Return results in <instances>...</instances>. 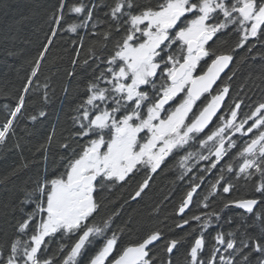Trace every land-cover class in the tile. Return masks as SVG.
<instances>
[{
  "label": "snow or ice",
  "instance_id": "obj_1",
  "mask_svg": "<svg viewBox=\"0 0 264 264\" xmlns=\"http://www.w3.org/2000/svg\"><path fill=\"white\" fill-rule=\"evenodd\" d=\"M102 7H108L104 13L107 20H94ZM65 9L69 14L83 15L79 23L68 25V31L77 33L78 29L90 26L92 35L99 37L89 49L87 59L72 61L86 73L91 69L86 98L74 117L78 130L69 137L73 143L80 140H86V143H76L75 147L73 143L62 144L64 150L71 149L63 172L37 182L36 187L25 191L18 202L0 205L5 214L9 209L20 213L15 238L6 248H0V264H54L52 257L43 258L46 256V238L54 234L78 236L70 249L61 246V251H67L62 264H77L86 245H91L98 237H105L108 228L107 220L103 226L89 224L100 207L95 196L98 191L108 185L126 182V178L139 168L155 173L170 155H176L193 141H198L209 152V156L199 154V159L208 161L203 171L212 172L229 151L237 147L236 134L248 137L233 158L242 162L235 167L228 162L220 168L204 201H208L209 196L220 195L219 189L227 194L234 187L224 174L225 169L229 173L235 171V176L245 181L259 175L262 182L254 188L253 195L258 194L260 199L229 200L213 211H202L188 219L182 217L177 227L182 228L190 221L198 222L200 234L187 251V264H217V261L218 264H264V212L255 211L258 205H264V102L245 113L239 122L240 103L229 109L230 118L219 116L229 88L214 89V85L234 57L232 54L217 55L206 47L218 34L229 30L239 38L233 52L247 46L252 39L260 41L264 37V0H161L155 7H140L134 0H114L111 6L95 0H88V4L81 0L72 5L67 0H58L50 17L56 27L50 29L48 44L35 60L22 93L8 112L9 118L0 124V146L6 145L9 137L14 135V122L24 109L25 94L29 92L33 78L37 77L48 46L65 21ZM100 24H107V28L97 33L95 29ZM114 36L119 38L113 43ZM79 42L83 45V36L79 37ZM109 43H112L110 51ZM174 47L176 52H172ZM253 47L248 48L249 53ZM97 49L101 51L100 55H97ZM75 51L79 54V49ZM104 52H107L106 56ZM204 58H210L211 63L206 70L196 74ZM75 74L72 71L68 76ZM214 90L216 94L212 95ZM64 91L67 93L68 89ZM44 96L47 101V91ZM202 98L206 103L197 113L194 105ZM177 99L179 103H176ZM39 116L45 117L46 113L40 111ZM214 117L221 123L205 135ZM30 119L35 121L37 116ZM201 135L205 138L200 139ZM51 143L50 135L40 146L45 163ZM193 155L188 152L181 157V166L184 167ZM150 179L151 176L143 180L133 199L141 195ZM199 180L202 184L204 177L200 176ZM201 184L190 185V191L178 207L180 214L189 209ZM31 205L35 206L26 211ZM203 207L207 209L210 205L203 203ZM230 207L243 210L242 215L251 214V223L248 219L242 220L234 231L226 234L227 238L225 233L217 232L214 239L217 245L224 246L223 253L214 246L211 257L201 259L205 230L212 227L214 219L220 220L221 212ZM161 238L160 231H153L116 254L117 234L113 233L91 256L88 264H157L158 260L160 264H173L171 254L181 240L166 242L164 252L169 259L164 260L151 254L150 247Z\"/></svg>",
  "mask_w": 264,
  "mask_h": 264
},
{
  "label": "trees",
  "instance_id": "obj_2",
  "mask_svg": "<svg viewBox=\"0 0 264 264\" xmlns=\"http://www.w3.org/2000/svg\"><path fill=\"white\" fill-rule=\"evenodd\" d=\"M67 2L72 5L80 3L81 0H67ZM83 2L88 4V0ZM95 2L111 5L114 0H95ZM160 2L161 0H134V3L140 7H155ZM57 6L58 0H0V124L9 118L8 112L14 108L22 93L23 86L27 83V78L35 66V60L40 58L44 45L48 44L47 38L51 36L50 29L56 27L50 17ZM99 15L98 10L94 20L101 21V15ZM80 19H83V15L69 14L65 9V21L59 27L53 42L48 46L41 59L37 77L33 78L30 90L25 94L24 109L14 122V135L9 137L6 145L0 146V205L10 201L18 202L23 198L25 191H31L36 187L37 182L59 175L70 158L71 149L66 151L61 145L73 143L69 137L78 130V125L74 122V117L77 115L76 109L86 98L87 83L92 78L91 69L86 73L73 65L72 61L82 62L87 59L90 55L89 49L99 39L98 36L92 35L93 29L90 26L78 29L77 33L68 31V25L79 23ZM105 20H107L106 16ZM106 28L107 24H100L95 32L102 33ZM230 31L218 34L215 39V49L219 52H228L236 45L239 38ZM80 36L84 37L83 45L79 42ZM116 38L117 36L113 37V43ZM262 42L264 37H261L260 41L253 39L247 46L240 49L225 75L226 85L229 88L228 102L230 101L231 105L234 102L241 104L237 120L243 119L245 113H250L256 105L264 102ZM111 47L112 43H109V51ZM249 47H253L251 53L248 51ZM76 49H79V54L75 51ZM100 54L101 51L97 49V55ZM103 54L106 56L107 52ZM72 71L76 74L69 77L68 73ZM65 88L68 89L67 93L64 91ZM45 91L49 94L47 101L44 96ZM40 111H44L46 116L40 117ZM33 115L37 116L35 121L30 119ZM50 135L52 143L48 146L47 163H45L40 146L47 142ZM237 137L236 135V143L241 144L244 139ZM76 143L83 144L86 140ZM76 143H73V147ZM223 167L224 165L221 168ZM224 174L234 185L230 193L224 194L222 189H219L220 195L209 196L208 201L204 202V197L209 194L211 185L206 184L202 188L206 190L198 192L192 208L182 216L184 219L200 215L202 211L210 212L218 209L229 200L260 199L258 194L253 195L254 188L262 182L259 175L245 181L243 178H237L235 171L229 173L225 169ZM213 175L214 173L212 178L215 180L216 176ZM147 176H151L149 186L135 199H133L135 192L143 182V178H146L141 172L129 175L126 182L108 185L103 191L98 192L97 196L101 198L98 200L100 207L95 222L101 223L107 220L117 232L116 254L123 247L142 240L147 234L160 231L162 238L150 246L151 254L168 260L169 256L164 252L166 242L171 239H180L181 244L171 254V259L173 264H187V251L200 234L198 222L190 221L182 228L177 227L181 224L182 217H179L176 212L183 199L180 198L181 195L178 196L176 178L172 175L170 166ZM203 203H208L210 207L205 209ZM33 206L28 207L26 211H31ZM255 211L264 212V205H258ZM242 213L243 210L230 207L221 212L220 220L214 219L212 227L204 232L205 247L201 253V259H209L214 246L219 247L223 253L224 246L217 245L214 239L217 232H223L226 235L234 231L244 219H248L251 223L249 218L251 214L245 216ZM19 218V212H12L9 209L5 214V210L0 208V248H6L14 239ZM77 239V235L67 234L48 237L46 256L43 258L52 257L54 264H62L67 251H61V246L70 249ZM90 257L89 248L88 252H82V255L77 258L78 263H84ZM157 264H160L159 260Z\"/></svg>",
  "mask_w": 264,
  "mask_h": 264
},
{
  "label": "flooded vegetation",
  "instance_id": "obj_3",
  "mask_svg": "<svg viewBox=\"0 0 264 264\" xmlns=\"http://www.w3.org/2000/svg\"><path fill=\"white\" fill-rule=\"evenodd\" d=\"M111 5H109V6H111ZM102 8H104V9L102 10ZM102 8L99 9V13L101 15V16L100 15L99 16L101 18V21L105 20L104 13L108 11V7H102ZM217 36L214 37L212 41H209V44L208 45H206V47L209 48L210 52H214L217 55H219V54H232L233 57H235V55L237 54V52L240 50V49H235V51L233 52L232 49H234L235 46H233L232 49H229L228 52H219L217 49H215V42L214 41L217 38ZM116 39H118V36H117ZM252 40H250V41H252ZM176 51H177V48L174 47L172 49V52H176ZM212 58H214V57H212ZM210 63H211V59L210 58H204V59H202V61L198 65V69H197V73L196 74H199L201 71L206 70L207 65L210 64ZM231 65H232V62L230 63V65H229L228 69L225 71V73H223V75L220 77V79H218L216 85H214V89H219V88H223L224 86H227L226 85L227 82L225 81V75L228 72V70L230 69ZM157 82L159 83V81H157ZM215 94H216V91L215 90L212 91V95H215ZM205 95H207V94H205ZM210 98L211 97L208 96V99H210ZM227 98H228V94H227L226 100H225V102H224V104L222 106V111H219L218 115L219 116H225V117H229L230 118V111H229V109L231 107H234L235 104L236 103H239V102H234L233 105H231L230 101L228 102V99ZM176 103H179V99L176 100ZM204 103H206V101L203 100V98L200 101H197V103L194 105V111H196L198 113V111L200 110V108L203 107ZM172 106L174 107L175 105L173 104ZM239 121L240 120L238 119L237 122H239ZM220 123H221L220 120L217 119L216 117H214V119L210 123L209 127L205 130V135L210 134V132L212 130H214ZM246 127H247V125H246ZM205 135H201L200 136V139H204L205 138ZM236 135L238 136L237 138L244 139V141L242 142L243 144L246 143V140L248 139L247 136L241 137L240 134H236ZM209 143L211 144V142H209ZM242 143L241 144L236 143L237 147H235L234 149H231L229 151V155L227 157H225L224 160L218 165V167L216 169H213L212 170V172H204L203 171V169L208 166V161L199 159V154H202V155H205V156H209V152L206 149L202 148L200 146V144H199L198 141L190 142V145L185 146V148L183 150L178 151L176 153V155H170V158H167L166 163L164 165H162V167L160 169H158V170H161V169H164L167 166H170L171 173L176 178L175 179L176 180V185L178 187L177 190L179 191V195L178 196L180 197V195H181L180 198L184 199L186 197V195L184 196V194H185V192L187 194V192L190 191V185L191 184H193V183H195V184H201V181L199 180V177L200 176H203L204 177V180H203V183L201 184V187L197 189V193L198 192L201 193L202 191H205L206 189H202V188H204L206 186V184H212L215 181L214 178H212V174L214 173L213 176L218 175L219 174V170H220V168L223 165H225L228 162H231V163H233V165L235 167V165L238 162H242V161H239L238 158L237 159H233L234 157H236V154L242 149V146H243ZM188 152H192V153H194V155L192 156V158L190 160H188L185 163L184 167H182L181 166V163H182L181 157H183L184 155H186ZM210 159H211V157H210ZM140 172L143 173L146 176V178L148 177L147 174H153V173H150L149 171L145 170L144 168H139L138 170H134V173L135 174L140 173ZM144 179L145 178H143V180ZM150 180H149V182H150ZM98 192H100V191H98ZM97 193L95 194V196H96L97 200H100L101 196H99V195L97 196ZM197 193H194V195H193V202H194L195 198H197ZM193 202L189 205V209L192 208ZM189 209H186V211H185L184 214H186L189 211ZM176 213H177V215L179 217H182L184 215V214H180L178 212V209H177V212ZM96 214H94V216L89 220V224H97V225L103 226V222H101V223L100 222H95V218L97 216ZM113 233H116L117 234V232L114 230V228H112L108 224V228L106 229L105 237H98V238L94 239L93 242H92V244L91 245H86L85 249L82 250V252H84V251L88 252V249L90 248L91 256H93L95 254V252L98 251L99 248L103 245L104 240L106 238H110ZM55 235L56 234H54V236ZM47 238H46V241H47ZM22 239H27V237H22ZM117 245H118V234H117ZM117 248L118 247L116 246V248L114 249V252L115 253L117 251ZM88 261L89 260L84 261V263L81 262V264H88ZM77 264H79L78 263V260H77Z\"/></svg>",
  "mask_w": 264,
  "mask_h": 264
},
{
  "label": "water",
  "instance_id": "obj_4",
  "mask_svg": "<svg viewBox=\"0 0 264 264\" xmlns=\"http://www.w3.org/2000/svg\"><path fill=\"white\" fill-rule=\"evenodd\" d=\"M228 68H226L225 70H224V72L223 73H225V71L227 70ZM223 73H221V76L223 75ZM226 97H227V94H226ZM226 97H225V100H226ZM225 102V101H224ZM224 102L222 103V106H223V104H224ZM219 113V112H218ZM214 119V118H213ZM156 242H154V244H155Z\"/></svg>",
  "mask_w": 264,
  "mask_h": 264
}]
</instances>
